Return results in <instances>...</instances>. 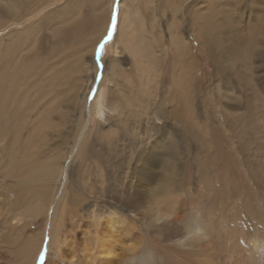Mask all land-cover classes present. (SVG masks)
Returning a JSON list of instances; mask_svg holds the SVG:
<instances>
[{
	"label": "rangeland",
	"instance_id": "374dc122",
	"mask_svg": "<svg viewBox=\"0 0 264 264\" xmlns=\"http://www.w3.org/2000/svg\"><path fill=\"white\" fill-rule=\"evenodd\" d=\"M35 2L46 12L36 13L43 19L29 24L24 39L8 44L25 22L0 30V104L10 118L0 127V194L4 213L11 208L0 220L15 217L0 245L3 262L109 264L104 246L129 255L117 257L121 264H138L141 255V264H192L191 253L202 258L205 250L181 248L177 229L190 230L191 218L214 240L215 264H230L234 241L246 260L264 261V0H101L96 8L92 0ZM176 41L187 49L176 53ZM208 41L225 57L210 62ZM19 59L28 64L10 88ZM175 81L184 93L179 116H170ZM145 163L155 174L144 175L136 192L140 177L131 169ZM65 164L66 182L48 170ZM167 190L174 202L167 208L184 218L152 226L149 203ZM126 193L137 200L124 223L115 197ZM113 212L124 224L116 235L105 224Z\"/></svg>",
	"mask_w": 264,
	"mask_h": 264
},
{
	"label": "bare ground",
	"instance_id": "6f19581e",
	"mask_svg": "<svg viewBox=\"0 0 264 264\" xmlns=\"http://www.w3.org/2000/svg\"><path fill=\"white\" fill-rule=\"evenodd\" d=\"M93 2H95L97 5H95V8L96 7H100V5H102V3L100 2L101 0H92ZM46 2L48 3V0H46ZM104 2H108V0H104ZM44 3V2H43ZM65 4V3H64ZM46 5L45 4H42V2H38L36 3L35 0H0V19H4L1 23H0V30H2L3 28L6 29H9L12 25L14 26H20L22 25L24 22H25V25L24 27L22 28V31H16L17 33L15 34V36L13 37V41H11L10 43L8 44H15L16 41L20 38L24 39L27 35V30H28V26L29 24H31L35 19L39 18V17H42V16H38L36 13H39L40 11H42V13H45L46 11ZM111 6L109 7L108 5V8H107V12L110 13V9ZM64 9V7L62 8ZM45 11V12H44ZM106 12V13H107ZM18 13H23V15H25V17H22L20 15V18H17V15L19 16ZM108 13H107V16H108ZM2 15H5L2 17ZM264 17V16H263ZM39 19H43L42 18H39ZM264 21V19H263ZM264 23V22H263ZM86 23L85 21L83 20V22L81 23H78L76 25L82 27L84 26ZM74 28V27H73ZM206 30H204L205 32ZM207 32V31H206ZM20 33V34H19ZM103 31L99 34L98 38L95 39L96 41L94 42V45L93 47L91 48V52L93 53L94 52V49H95V46L97 44V42L100 40L99 38L103 35L102 34ZM24 36V37H23ZM207 36V34L205 35ZM98 40V41H97ZM197 41V40H196ZM200 41V40H199ZM223 41V40H222ZM220 42V41H219ZM202 43V42H201ZM218 43V42H217ZM174 44V43H173ZM175 47H178V50H176L175 52L178 53L180 50H179V45L182 46V43L176 41L175 42ZM16 46V45H15ZM200 46V44H199ZM184 47V48H183ZM220 47V46H219ZM227 47V46H226ZM116 48H117V44L115 46V54L117 53L116 51ZM182 49H187V47L184 45L182 46ZM204 54L206 55V57L210 60V62L217 56L219 57H225V54L222 52H216L218 51V46H214L213 45V42H206L204 43ZM216 52V53H215ZM98 49H97V54H98ZM226 53V52H225ZM117 57V56H115ZM181 57V56H180ZM4 58V57H3ZM28 60V59H27ZM83 63V62H81ZM16 73L17 74H13L12 75V80H10L11 84H10V88H13V85H16V82L17 80L15 79V76H17L18 74L21 73V71L23 69H25L27 66H25L26 64H28L27 62H25V60H22V59H19L18 61H16ZM211 65H214V64H211ZM100 69H102V66L100 65ZM111 69V67H110ZM107 70L106 67L103 68L102 70V74L104 75V71ZM101 72V70H100ZM101 74V75H102ZM10 78V77H9ZM104 79V78H103ZM8 81V80H7ZM111 83V82H110ZM8 84V83H7ZM175 85H173V95H171V98H170V104H174V107L170 108V109H174V113H170L171 115L170 116H179V110H180V105H177L176 102H177V99H178V95H180L179 93H184V87L183 85L180 83V82H177L175 81L174 83ZM112 85H114V83H112ZM111 85V87H113ZM96 86H93L92 90L95 89ZM12 92V89H9V92L7 93V95L9 93ZM1 95H0V99L2 98L3 94L2 92L0 91ZM90 93V92H89ZM183 95V94H182ZM169 99V98H168ZM181 99V98H180ZM187 100V99H186ZM110 103V102H109ZM12 109H14V107H12ZM93 109V108H92ZM15 110V109H14ZM8 109H6V104H0V120L2 121L3 124H0V127H2L3 129L5 127H8L10 124L9 122V116H8V113H7ZM178 114V115H177ZM178 118V117H177ZM179 119V118H178ZM185 122V121H184ZM185 124V123H184ZM1 128V129H2ZM168 128V127H167ZM94 131H96L95 128H93ZM92 131V130H91ZM90 131V132H91ZM109 131V130H108ZM97 132V131H96ZM115 133V132H114ZM90 134V133H88ZM116 134V133H115ZM96 135V133H95ZM116 136V135H115ZM170 136V135H169ZM166 137V136H165ZM88 138V137H87ZM90 138V136H89ZM109 138V137H108ZM168 140V139H167ZM81 141V140H80ZM138 141V140H137ZM136 141V142H137ZM170 141V139H169ZM90 142V141H89ZM88 142V143H89ZM122 142V141H121ZM80 143V142H79ZM77 144V147L80 146V144ZM174 143V142H173ZM134 144V143H133ZM137 146H141V145H137ZM88 147V146H87ZM119 147V146H118ZM88 148H91V147H88ZM137 148V147H136ZM86 149V146L85 144L83 143V145L80 147L79 149V157L80 158H85V156L87 155V153H84L83 151H85ZM167 150V149H166ZM95 151V150H93ZM137 151V150H136ZM82 152L84 154H82ZM141 152V151H140ZM143 153V152H142ZM148 153V152H147ZM138 154V153H137ZM155 154V153H154ZM71 155V151H70V154H69V157ZM144 155H146L144 153ZM143 155V156H144ZM99 156V155H98ZM111 156V155H110ZM150 156V155H149ZM20 157V156H19ZM17 157V158H19ZM97 157V156H96ZM133 157L135 158V156L133 155ZM153 157V156H152ZM158 157V156H157ZM160 157V156H159ZM158 157V158H159ZM23 158V157H22ZM109 158V156H108ZM145 158V157H144ZM169 158V157H168ZM24 159V158H23ZM69 159V158H68ZM67 159V160H68ZM91 159V158H90ZM95 159V158H93ZM110 159V158H109ZM107 159V160H109ZM113 159V158H112ZM119 159V158H118ZM155 159V157H154ZM102 160V159H101ZM135 160H138V159H135ZM19 161H21V159H19ZM27 161V160H26ZM112 161V160H111ZM120 161V160H119ZM144 161V160H143ZM23 162V161H22ZM83 162V160L81 161V163ZM110 162V160L108 161V163ZM139 162V161H138ZM152 162V160L150 161ZM156 162V161H154ZM152 162V163H154ZM159 162V160H158ZM140 163V162H139ZM110 164V163H109ZM141 164V163H140ZM29 165V163L25 164V163H22L21 166L22 167H27ZM125 165V164H124ZM148 165V164H147ZM150 166V165H149ZM99 168L101 166H98ZM155 166H153V169H154ZM134 169H131L132 172H133V175L135 176V178H139L137 183L135 184L134 188L131 187L130 189H134L136 192L138 191V188H139V181L142 179V177L144 175H154L155 174V171H149V169L146 167V163L142 165V167H138L137 165L133 167ZM32 169V167L30 168ZM43 170V173L45 172V168H39V170ZM48 170H54L55 173L57 174L56 176L59 177V171H61V175L63 177V180L66 182V164L61 168L60 170V167L59 168H54V169H48ZM64 170V171H63ZM102 171V170H101ZM46 174V173H45ZM41 175V173H40ZM39 175V176H40ZM60 175V176H61ZM100 176V174H98ZM42 176V175H41ZM43 177H46V175H44ZM55 177V176H54ZM53 177V178H54ZM25 178H28V176L26 175H23V178L22 179H25ZM60 179V178H59ZM135 179V180H136ZM154 179V176L153 177H150L149 180H152ZM56 181V180H55ZM59 181V180H58ZM133 184V183H132ZM164 183H159L158 187L159 189H157L158 191H162L164 185ZM102 191V189H101ZM151 193V191L148 190V195ZM102 194V193H101ZM102 196V195H101ZM168 196H171V194L169 193V190L166 191V193L164 194H161L160 197L158 198H155L153 199L150 203H149V206H148V212H147V218H149V222L152 226H155L157 222H163L165 224L167 223H175L176 225L179 223V221L181 219H183L184 217L180 216V211L178 208L174 209L173 208H167L168 205L170 206H173L174 205V202L172 204V202L168 199ZM105 197V196H104ZM156 199H159V200H156ZM115 203L117 205V207L123 211L121 212L122 213V216H123V220H124V223L125 220H126V217L129 219V217H133L135 216V211L131 208V204L130 202H136L137 198L135 197V194H129V193H126V194H121L117 197H115ZM5 201V197L0 194V217L2 216L3 217V214H5L6 212L9 213V211L11 210V208L7 209L4 213L3 209H4V206L3 203ZM120 213V211H118ZM125 212V213H124ZM114 213V212H113ZM94 214V212H93ZM190 217V216H189ZM13 218L15 217H12L10 218V220H12ZM121 219V215L117 213H114V215L112 217H109L107 216V219H105V224H106V227L109 229V234L110 235H116V233H118V230H120L124 224H121V221L118 220ZM196 219V218H195ZM194 218L192 219H189V220H186V223L185 225L188 226V227H191L190 230L188 231H184L182 230L181 228L177 227L178 230H180V232L182 231L183 234L180 236L181 238H179V245L181 248L183 247H188L191 249V248H195L196 249H204L205 250V257H202L200 258L199 256L197 255H193V253H191L192 257H191V262L192 264H215V261H213L212 255H214V248H213V245H215L214 240L212 242L211 240V237L210 235L208 234V232L206 231V229H204L202 227V224L199 223L197 220H195ZM8 218L4 217L3 220L1 221L2 223V226H0V245H3V244H6L7 243V235L9 234V229H10V226H11V222L10 220L7 222ZM185 220V219H184ZM127 221V220H126ZM128 222V221H127ZM185 222V221H184ZM168 225V224H167ZM165 225V226H167ZM164 228V226H163ZM172 228V227H171ZM173 230H176V229H173ZM178 230H176L178 232ZM129 233H132V231L130 230ZM54 239V237H53ZM231 239V238H230ZM55 239L53 242L50 241V243L47 245V249L51 251V247H54L55 246ZM257 242V241H256ZM255 242V243H256ZM254 243V244H255ZM259 244V243H258ZM54 245V246H53ZM264 245V244H263ZM106 246V245H105ZM24 247V246H23ZM103 250H99L102 255L104 256L105 259H107V262L109 264H112L111 261L113 262H118L119 264L120 263V259L117 258V257H121L123 259L125 258H129V255L126 253V254H118V255H115L114 252H112L110 249L108 248H105L104 246H101ZM136 245H133L129 248V251L131 250L133 253H136V249H135ZM216 247V246H215ZM253 247V246H252ZM261 247V246H260ZM217 248V247H216ZM255 249V251H258L259 250V247L257 245H255L253 247ZM229 251H231L233 249L232 252H230L232 255L235 253V256L233 257L232 260L229 261L230 264H255L253 263L252 261H256V260H246L245 259V256L244 255H240L239 253V245L238 243H236L235 241L232 242V245L229 246ZM253 249V250H254ZM53 250V249H52ZM226 250V249H224ZM223 250V251H224ZM37 251V249L35 250V252ZM130 251V252H131ZM135 251V252H134ZM252 251V250H251ZM7 254V253H6ZM36 254V253H35ZM131 254V253H130ZM252 254H253V251H252ZM24 255V250L19 251V254L18 256H22ZM112 255V256H111ZM224 255H226L224 253ZM8 256V254H7ZM116 256V257H114ZM110 259H109V258ZM139 257V260L137 259V263L138 264H141V260H142V255L141 256H138ZM142 257V258H141ZM222 257V256H221ZM228 256H224L223 258H227ZM232 257V256H231ZM20 258V257H19ZM222 258V259H223ZM126 260H131V259H126ZM144 260V259H143ZM220 260V259H219ZM225 260V259H224ZM223 260V262H224ZM228 260V259H227ZM185 261V260H184ZM187 261V260H186ZM185 261V262H186ZM190 261V260H189ZM32 262V261H31ZM154 262V261H152ZM184 262V263H185ZM182 262H178V264H181ZM0 264H5L2 260V256H1V253H0ZM124 264V263H123ZM125 264H128V263H125ZM142 264H144V261L142 262ZM187 264V263H186ZM218 264V263H217ZM221 264V263H220ZM223 264H226L225 262ZM228 264V263H227ZM259 264H264V261L261 260V262Z\"/></svg>",
	"mask_w": 264,
	"mask_h": 264
},
{
	"label": "snow or ice",
	"instance_id": "6c2138e0",
	"mask_svg": "<svg viewBox=\"0 0 264 264\" xmlns=\"http://www.w3.org/2000/svg\"><path fill=\"white\" fill-rule=\"evenodd\" d=\"M113 15H115V9H114ZM111 34L112 33H111V26H110L108 36L105 37L104 40L101 41V43L98 45V52H101L103 50L104 43H106L107 40L110 39ZM44 257H45V251L42 250L41 253H40V259H41V261H43Z\"/></svg>",
	"mask_w": 264,
	"mask_h": 264
}]
</instances>
